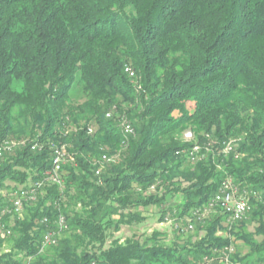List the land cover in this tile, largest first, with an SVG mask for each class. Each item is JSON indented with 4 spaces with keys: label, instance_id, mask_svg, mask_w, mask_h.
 I'll list each match as a JSON object with an SVG mask.
<instances>
[{
    "label": "trees",
    "instance_id": "1",
    "mask_svg": "<svg viewBox=\"0 0 264 264\" xmlns=\"http://www.w3.org/2000/svg\"><path fill=\"white\" fill-rule=\"evenodd\" d=\"M4 142L16 145L0 166V264H205L231 246L232 264H264L260 201L229 227L222 214L196 223V242L117 236L147 225L149 206L184 223L227 180L264 195V0H0ZM33 189L21 216L6 213Z\"/></svg>",
    "mask_w": 264,
    "mask_h": 264
},
{
    "label": "built area",
    "instance_id": "2",
    "mask_svg": "<svg viewBox=\"0 0 264 264\" xmlns=\"http://www.w3.org/2000/svg\"><path fill=\"white\" fill-rule=\"evenodd\" d=\"M126 73L130 75V77H135V72L130 68L127 67L125 69ZM107 117L110 118L111 114H107ZM122 129L125 135H132L134 133V129L132 125L127 122L126 120H123L122 123ZM90 132L92 130L90 129ZM193 134L188 133L186 136L187 142H192ZM16 144L13 142H4L0 145V166L1 161L4 158V155L7 152L12 151L13 147ZM225 152L229 153L233 151V147L231 144H224ZM33 150L37 149V145L32 147ZM64 148H56L55 149V159H54V174L49 175V179L53 182H58V179L55 177V174L61 170V165L65 160L64 156ZM190 156L192 157L193 161H200L205 158L204 154H201V148L199 146H194L192 151L190 152ZM104 161H108L109 159L104 156ZM101 170L99 169L97 171V175H99ZM41 185L37 184L36 188L39 189ZM37 189H33L29 192L24 193V197H14V200H12V206L11 208H8L6 210V213L13 214L15 216H21L24 210V202H27L29 200H35V196L37 194ZM17 194H14L16 196ZM254 201H260L264 202V195L259 193L256 190H243L241 191L240 188L232 181L227 180L223 182L221 185L219 191L215 194V196L211 199V201L204 206L203 208H198L195 211L192 212V217H188L186 220H184V223L177 224L176 230L180 234H189L192 233L195 230L196 223H203L207 218H209L212 215L222 214L225 216L226 222L229 224H234L241 222L248 218L250 213L252 212L253 208V202ZM44 223H48V220L45 219ZM59 229L60 232L67 229L65 225V220L63 217L59 220ZM8 235H10V231L7 232ZM60 236V233H54L50 232L44 236L43 245L44 246H55L58 243V237ZM234 253V248L228 247L225 249V251L221 255V259L218 261L212 260L209 258L205 259V264H232L230 262V255ZM25 264H32L31 258H29Z\"/></svg>",
    "mask_w": 264,
    "mask_h": 264
},
{
    "label": "rangeland",
    "instance_id": "3",
    "mask_svg": "<svg viewBox=\"0 0 264 264\" xmlns=\"http://www.w3.org/2000/svg\"><path fill=\"white\" fill-rule=\"evenodd\" d=\"M123 120H126V119L123 118ZM188 133H192V132L187 130V131L180 134V139L182 142H185V143L187 142L186 136ZM196 141H197V138L193 134L192 142H196ZM212 144H214V143L212 142ZM167 202H168L169 206H172L173 200L170 196L167 197ZM163 208L160 209V208H157L156 206H149L145 210V212L142 213V215L151 219L147 225H145L144 227H137V226L136 227H129V228L123 227L121 232L117 233V236L121 237L122 241H124L126 238L131 237L134 233H139V234H142L143 238L147 240L154 233L160 232L162 239L159 242V244L164 245V246H173L174 241H175V236H176V225L180 224V222L178 223L176 221H173L171 219V217H168L164 221H160L156 216L161 214V212L163 211ZM229 225L230 224L225 221V226L229 227ZM255 227H256V224L252 223L251 225L248 226L247 231L249 233H253V232H255V229H256ZM218 235L221 236L224 234L219 233ZM203 236H204V232H199L198 230H194L192 233H189L187 236L180 238V242H186L187 240H190L192 242H196L197 240L201 239ZM232 241H233V246L237 245L238 247L246 249L241 238H238L237 236H233ZM9 246H10V244L7 241L4 244L3 248L0 249V254L5 252V250L9 249ZM246 253H247V251H246ZM249 260H252V258H250ZM24 264H25V262H24ZM214 264H219V263H214Z\"/></svg>",
    "mask_w": 264,
    "mask_h": 264
}]
</instances>
